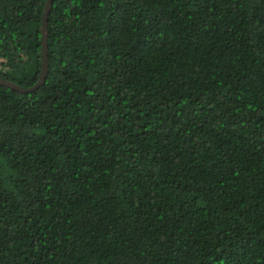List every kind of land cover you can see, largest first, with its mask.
<instances>
[{
  "label": "trees",
  "instance_id": "trees-1",
  "mask_svg": "<svg viewBox=\"0 0 264 264\" xmlns=\"http://www.w3.org/2000/svg\"><path fill=\"white\" fill-rule=\"evenodd\" d=\"M46 0H0L33 87ZM45 82L0 85V264H264V0H53Z\"/></svg>",
  "mask_w": 264,
  "mask_h": 264
},
{
  "label": "water",
  "instance_id": "water-1",
  "mask_svg": "<svg viewBox=\"0 0 264 264\" xmlns=\"http://www.w3.org/2000/svg\"><path fill=\"white\" fill-rule=\"evenodd\" d=\"M53 0H46V4L44 7V12L42 16L41 21V28H40V34H41V69H40V75L38 78L37 83L30 88H22L21 86L10 82L8 80H4L0 78V85L6 86L12 90H15L19 93L28 94L39 88L46 80L47 72H48V60H47V18L48 13L51 8Z\"/></svg>",
  "mask_w": 264,
  "mask_h": 264
}]
</instances>
